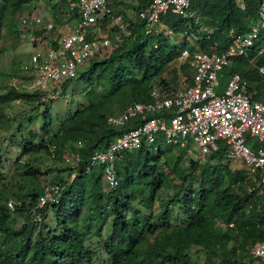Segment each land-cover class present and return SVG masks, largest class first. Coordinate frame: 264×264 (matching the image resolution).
<instances>
[{"label": "trees", "instance_id": "obj_1", "mask_svg": "<svg viewBox=\"0 0 264 264\" xmlns=\"http://www.w3.org/2000/svg\"><path fill=\"white\" fill-rule=\"evenodd\" d=\"M39 1L1 0L0 40L12 17ZM243 1L244 7L240 8L236 0H190L189 11L198 23L168 13L161 18V27L151 34L145 33L143 22H134L130 35L124 36L108 57L91 61L80 72L77 80H84L87 85L84 106L64 119L54 120L46 115L50 104H44L47 107L42 112L43 126L20 143L21 155L29 158L20 166L22 192L16 195L15 202L10 201L13 210L0 206V264H94L100 251L107 258L103 264H190L188 252L192 247L204 251L209 262L219 259V264H238L233 260L230 242L238 238L242 248L249 244L252 249L263 239L264 194L260 186L261 195L242 188L245 170L232 171L225 161L224 149L204 163L189 160L187 168L180 166L182 156L173 163L164 158L160 168L167 167L180 184L170 199L160 202L157 211L153 210L157 192L167 182L158 164L172 150L164 147L160 139L156 150L142 145L123 155L116 164L119 184L113 190L104 187L102 167L90 166L95 151L106 149L123 131L135 129L140 123L137 118L120 129L107 124L109 117L119 115L132 103L149 101L157 79L161 80L157 85L175 89L161 78L170 64L179 61L183 80L192 83L191 68L180 58L187 36L200 37L192 51L222 53L229 44L230 31L243 35L250 30L258 20L261 0ZM133 2L131 6L138 10L149 0ZM62 7H52L56 25L61 24ZM161 29H167L169 34ZM178 36H183L182 45L173 40ZM262 46L264 36L259 37L247 56L224 68L220 81L226 83L233 74L252 82L264 78L258 71L264 68V50L259 52ZM259 85L255 93L249 94L252 101H264V83ZM0 100L40 103L41 95L10 88ZM65 153L78 156L79 161L64 169L48 168L46 174L61 180L46 185H58L60 196L41 209L42 219L35 223L32 212L46 185L32 188L42 173L30 164V159L38 162V156L46 155L61 161ZM247 173L259 184L257 175H251L248 169ZM136 199L138 205L134 203ZM8 200L0 191V202ZM48 209L53 227L46 221ZM219 220L226 225L225 232L217 228ZM17 221L22 223L18 228Z\"/></svg>", "mask_w": 264, "mask_h": 264}, {"label": "built area", "instance_id": "obj_2", "mask_svg": "<svg viewBox=\"0 0 264 264\" xmlns=\"http://www.w3.org/2000/svg\"><path fill=\"white\" fill-rule=\"evenodd\" d=\"M113 1L126 0H60L62 17L74 18L73 27L56 25L52 8L46 12L40 2L19 19L21 27L41 32L40 36L31 37L34 49L28 63L21 67L27 74V83L23 85L26 92L40 93L43 105L59 98L67 103V84L77 79L91 61L108 57L124 36L130 35L129 28L134 22H143L146 34L161 27V18L168 13L198 23L189 11L190 0H149L144 8H131L123 15L116 13L111 6ZM236 1L240 8L244 7L243 0ZM56 27L58 34L50 38ZM260 36H264V0L257 22L246 34L234 35L230 31L229 44L222 53L192 51L187 47L182 50L180 58L188 62L192 71L191 84L181 90L155 85L149 93L150 101L132 103L119 115L109 117L107 124L120 129L134 119L141 120L137 128L123 131L106 149L92 154L90 166L102 167L105 188L118 187L116 164L125 153L134 152L142 145L156 150L161 139L164 147L194 151L192 159L198 163L206 162L209 156L224 149L225 161H241L251 175L259 177L264 194V101L251 100L245 81L238 74L230 76L222 92L216 91L224 68L233 60L247 56ZM188 38L200 40L192 35ZM263 50L264 46L259 52ZM258 71L263 74L264 68ZM65 160L75 164L79 158L71 153ZM60 191L58 185H46L42 189L32 212L33 222L41 221V209L56 202ZM7 207L13 210L12 202ZM250 255L254 264H264V237L253 245Z\"/></svg>", "mask_w": 264, "mask_h": 264}, {"label": "rangeland", "instance_id": "obj_3", "mask_svg": "<svg viewBox=\"0 0 264 264\" xmlns=\"http://www.w3.org/2000/svg\"><path fill=\"white\" fill-rule=\"evenodd\" d=\"M1 1V0H0ZM60 0H40L41 6L53 7L59 5ZM33 6V5H32ZM32 6L25 7L21 12H17L11 20V23H7V26L3 30V36L0 40V97L7 93L8 89L14 88L21 92H26V89L23 88V85L27 83L26 78L27 74L21 71V67L24 64H27L29 61V56L33 52V46L30 42L31 37L40 36L41 32L39 29H31L28 27H21L19 25V19L23 16H26L33 9ZM46 8V7H45ZM50 11V9L45 10ZM44 13V12H43ZM65 23H69L71 20L69 18L63 20ZM68 21V22H66ZM65 23H61L65 25ZM74 24V23H73ZM72 24V25H73ZM58 27L54 28L50 38H55L58 34ZM59 30L61 27L59 26ZM165 34H169L167 29H161ZM141 33V37H143ZM174 42L178 45H182V37H173ZM187 48H192L196 46V41L193 38H188ZM180 62L175 61L170 64L162 74L161 78L168 82L170 85H174V88L181 86V81L184 76L182 72L178 71ZM260 75H264L260 74ZM245 81V90L248 94L252 95L255 93L256 87L260 86V83H264V78H261L259 82H252L244 79ZM175 82V83H174ZM161 80L157 79L154 81L153 85L160 84ZM225 81H220L219 87H217V92L220 93L223 90ZM178 88V89H180ZM249 89L251 92L249 93ZM87 91L86 81L84 80H72L67 84V94L68 101L64 103L62 99H57L51 101L50 106H48V112L46 115H49L54 120L64 119L73 113L76 109L84 106L86 104L85 92ZM47 105L41 103H29L25 101H14L11 103H3L0 100V169L3 177L0 178V191L5 194L9 200L5 202H0V206L3 204L7 207V203L10 201L15 202L14 198L17 194L21 193L20 187L23 182L21 180L22 169L20 166L24 162L29 160L28 156H22L20 143L25 141L27 136L32 132H37L40 127L43 126L44 117L43 111L46 109ZM43 112V113H42ZM48 113V114H47ZM113 113H117L116 110ZM25 139V140H24ZM68 153H65L61 161L51 160L46 155H40L38 157L39 161L30 159V164L34 167H38L42 176L33 183L32 188L40 189L48 183L59 182L61 178L59 176H54L53 174H46L48 168L60 167L61 169L68 168L70 162L65 160V157ZM177 156H182L180 166L183 168L188 167L189 160L192 159V156L188 153H183L180 151L171 150L167 156H163L161 162L158 164V169L164 173L166 176L167 182L163 188L157 192L156 203L153 205V210L157 211L160 202L170 199L176 191V188L179 186L180 182L178 179L169 171L167 167H162V163L166 160L173 163L176 161ZM167 157V158H166ZM166 160H165V159ZM228 167L232 170H245V179L243 183V189L245 188L247 192L256 190L258 195H261L259 190V184L257 179L252 176H249L247 173L246 166L239 161L227 163ZM62 177V176H61ZM65 178V175L64 177ZM196 179V177L192 178ZM52 181V182H51ZM105 187V186H104ZM135 204H139V199L134 200ZM19 203V201L17 202ZM47 224L49 227H53V222L51 220V212L48 209L47 211ZM176 215V213H175ZM22 225L21 221L15 223V227L18 228ZM217 228L221 232L227 230L226 225L219 220L217 223ZM34 226V225H33ZM38 228V225H35V229ZM235 235L233 231H230ZM106 233V232H105ZM97 239H92V242L95 243ZM240 239H234L229 244V249L233 252V260L238 264H254L253 259L250 256V246L246 245L245 248H242L240 245ZM1 245V242H0ZM100 249V248H99ZM99 258H96L94 264H103L107 258L103 254V251L99 252ZM190 264H219L220 260L215 259L213 262L207 261V257L204 251L200 248L192 247L189 252Z\"/></svg>", "mask_w": 264, "mask_h": 264}, {"label": "crops", "instance_id": "obj_4", "mask_svg": "<svg viewBox=\"0 0 264 264\" xmlns=\"http://www.w3.org/2000/svg\"><path fill=\"white\" fill-rule=\"evenodd\" d=\"M40 2V1H39ZM131 4L132 3H129L127 0L126 1H121V2H119V3H115L114 1H113V3H112V7L115 9V11L116 12H119V14H121V15H123L124 14V12H126V11H130L131 10V8H133L132 6H131ZM114 5H115V7H114ZM133 5V4H132ZM44 7H46V9H48L49 10V8H51V7H49V6H44ZM63 15H62V13L59 15V17H60V21H61V23H65L63 20H65V18H63L62 17ZM71 21L69 22V23H65V27L67 26V27H73L74 26V24H75V19L73 18V19H70ZM66 22H68V21H66ZM74 23V24H73ZM73 24V25H72ZM183 85V86H182ZM189 84H187L184 80H182L181 81V88H180V85H178L179 87L178 88H180V90L181 89H184L186 86H188ZM178 88H175L174 90H178ZM150 96V95H149ZM149 101H150V97H149ZM140 119V118H139ZM141 120V119H140ZM129 124L130 123H128L127 124V126H129ZM161 140V139H160ZM161 143H162V141H161ZM163 144V143H162ZM172 150H175V151H182V152H185V153H188L189 155H191L192 156V158H193V153H194V151H191V152H188V150H186V149H173V148H171ZM217 153V152H216ZM210 157V156H209ZM208 160V159H207ZM233 162H236V161H233ZM239 162H241V161H239ZM242 163V162H241ZM243 164V163H242Z\"/></svg>", "mask_w": 264, "mask_h": 264}]
</instances>
